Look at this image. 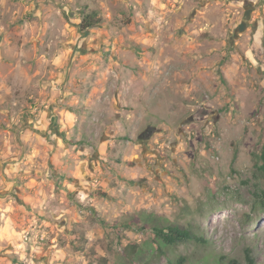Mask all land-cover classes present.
Wrapping results in <instances>:
<instances>
[{
	"label": "rangeland",
	"instance_id": "374dc122",
	"mask_svg": "<svg viewBox=\"0 0 264 264\" xmlns=\"http://www.w3.org/2000/svg\"><path fill=\"white\" fill-rule=\"evenodd\" d=\"M263 146L264 0H0V264H264Z\"/></svg>",
	"mask_w": 264,
	"mask_h": 264
},
{
	"label": "trees",
	"instance_id": "16d2710c",
	"mask_svg": "<svg viewBox=\"0 0 264 264\" xmlns=\"http://www.w3.org/2000/svg\"><path fill=\"white\" fill-rule=\"evenodd\" d=\"M102 23V19L99 17L97 11H93L84 16L83 21L79 24V29L81 32L89 30L92 27L99 26ZM261 160L263 164L261 166L264 169V146L261 150ZM133 222H127L126 226L132 227ZM139 229H145L152 232L153 238L157 241V249L160 253L165 252V250L175 247L182 243H188L194 240L204 241L202 236H197L191 228H184L179 225H167V226H155L148 223L139 224ZM229 264H256L255 260L247 254V263H242L236 258L229 260Z\"/></svg>",
	"mask_w": 264,
	"mask_h": 264
},
{
	"label": "crops",
	"instance_id": "0c3cea01",
	"mask_svg": "<svg viewBox=\"0 0 264 264\" xmlns=\"http://www.w3.org/2000/svg\"><path fill=\"white\" fill-rule=\"evenodd\" d=\"M68 110H70V109H68ZM65 112H69V114H72V111H65Z\"/></svg>",
	"mask_w": 264,
	"mask_h": 264
}]
</instances>
